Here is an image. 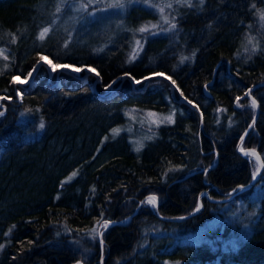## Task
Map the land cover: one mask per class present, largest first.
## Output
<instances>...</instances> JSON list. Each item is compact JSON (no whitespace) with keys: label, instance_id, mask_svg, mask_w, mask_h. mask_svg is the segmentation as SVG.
Masks as SVG:
<instances>
[{"label":"trees","instance_id":"1","mask_svg":"<svg viewBox=\"0 0 264 264\" xmlns=\"http://www.w3.org/2000/svg\"><path fill=\"white\" fill-rule=\"evenodd\" d=\"M83 1L0 0V264H264V170L242 190L260 166L239 152L264 82V0H172L165 33L140 31L160 18L145 0ZM41 57L83 71L13 82ZM157 73L173 86L125 78ZM251 93L242 147L264 160V85ZM139 110L172 120L137 150Z\"/></svg>","mask_w":264,"mask_h":264},{"label":"rangeland","instance_id":"2","mask_svg":"<svg viewBox=\"0 0 264 264\" xmlns=\"http://www.w3.org/2000/svg\"><path fill=\"white\" fill-rule=\"evenodd\" d=\"M140 1L142 0H86L80 2V8L85 9L91 6L97 7V6H105L109 4H125V3L140 2ZM144 2L147 5L151 4L155 6L157 13L160 16L158 23L145 26L149 29L148 31L165 33L168 30H170L173 21L171 19L172 18L171 13L168 10V6H171L174 2L172 0H145ZM117 8H119L121 11L125 10L124 9L125 7L118 6ZM165 20H167L168 22L165 23ZM262 21H264V19H262ZM153 25H156V27H153ZM138 85L142 86L141 84ZM149 113H154L156 115L150 116ZM163 117H167V115L154 111H140V110L137 112L132 111V113L130 114V119L128 121L126 130L131 134V140L135 143L137 149L140 148L141 145L144 143V141L149 138V134L151 133L153 127H158L163 123L169 122L167 120L161 119ZM253 158L256 159V157ZM256 161H258L259 163V160L256 159ZM258 163L257 166L259 165Z\"/></svg>","mask_w":264,"mask_h":264},{"label":"water","instance_id":"3","mask_svg":"<svg viewBox=\"0 0 264 264\" xmlns=\"http://www.w3.org/2000/svg\"><path fill=\"white\" fill-rule=\"evenodd\" d=\"M49 62H50L51 64H53V65H56L52 59L46 57V58H44V60H42V61H40V62L38 63L37 67L35 68V71H32V73H33L32 77H30L29 79H23V78H21V77H17V84H19V85H21V86H24V85H26V84H28V83H32L33 80H34V78L36 77V74H37L38 70L40 69L41 66H46V67L49 69L50 74H53L54 72H58V73L60 74L61 72H63V73L69 74V75L79 76V75L81 74V72L83 71L82 68H80V67H76V66H73V65H70V64H67V63H65V64H60V65H62V66H67V67L57 68L55 71H53L52 68L49 67ZM74 68H75V69H80V71H73L72 69H74ZM89 68H92V67H85V68H84V70H85V76H84V77L87 78V77H89L90 75L93 74V75L97 76V77H98V81H100V80H101V77H100V75H99V72H98L95 68H92V69H94V71H89V70H88ZM97 74H98V75H97ZM162 74H163V75L151 74V75L148 76V79H145V78H144L143 80L140 81V83H141V82H145L144 89H147V88L150 86V84L153 83V79L155 78V79H158V80H164V81H167V82H169V83L171 84V86H173V82H172L171 78H170L169 76L165 75L164 73H162ZM125 78L130 79L134 86L138 85V83H136L137 80H136L133 76H131L130 74L125 75ZM21 80H27V82L21 84V83H19V81H21ZM263 85H264V82H261V83H258V84H256V85H253V86L249 89V90H250V93H251L253 90H255V89H257L258 87L263 86ZM249 90L247 91V93L249 92ZM19 95H21V93H19ZM246 96H247L248 98H250L251 100L255 99V98L252 96V93H251L250 95H246ZM179 101L182 102V103H186V104L192 106L194 109H196V110L198 111V113L201 115V117H203L202 112H201V111L195 106V104L192 103L190 100H188V99H186V98H181ZM255 101H256V106H257L256 116H255V118H254L252 124L250 125L249 129L244 133V135H243V137L241 138L240 143H239V152H240L242 155H244V154L240 151V148H241V146L243 145V142L245 141V139H246L247 135L249 134V132L252 130V128L255 127L256 122H257L258 117H259V114H260V106H259V103H258V101H257L256 99H255ZM245 150H247V151H251V150H253V149H245ZM254 150L258 153V155H259V157H260V158H259V166H260V167H259L258 173H257V175L254 177L253 181H252L249 185L243 187L242 190H247V189H250V188L254 187V185L259 181V179H260V177H261V175H262V173H263V170H264V160H263V158L261 157L260 153H259L256 149H254ZM238 189H240V188L238 187L237 189H235V191H237ZM202 197H203V195H201V196H200V199H199V207H198V208H199L200 210L202 209V206H203ZM139 209H140V207H138V208L136 209L135 213L129 218V221L135 216V214L138 213ZM155 210H156V212L158 213V200H157V205L155 206ZM200 210H199V211H200ZM199 211L195 210L193 213H191V214H189V215H187V216H183V217L178 218L177 221H183V220H186V219H188V218H191L192 216L196 215ZM158 214H159V213H158ZM167 219H168V220H174V219H172V218H167ZM121 223H122V222L111 223V224H109V226L112 225V224H121ZM101 243L103 244V238H102V235H101Z\"/></svg>","mask_w":264,"mask_h":264},{"label":"snow or ice","instance_id":"4","mask_svg":"<svg viewBox=\"0 0 264 264\" xmlns=\"http://www.w3.org/2000/svg\"><path fill=\"white\" fill-rule=\"evenodd\" d=\"M200 2L203 3V0H200ZM120 6H122V5H120ZM261 18L264 19V13H262V17H261ZM167 22H168V21L165 20V23H167ZM153 27H156V25H153ZM172 28H175V24H172ZM148 30H149V29H148L147 27H144V28H141V29H140L141 32L148 31ZM47 32H48V29H45L44 32H42V33L40 34L41 39L44 38V36H45V34H46ZM137 45H139V41H137ZM0 55H3V52H2V51H0ZM134 56H135V53H133V57H134ZM4 59H7V56H5ZM43 59H44V58L41 57V60H43ZM184 59H187V57H182V60H184ZM49 67H51L52 70L55 71L57 68L67 67V66H62V65H59V64L53 65V64H51V63L49 62ZM72 70H73V71H80V69H75V68L72 69ZM88 70H89V71H94V69H92V68H89ZM33 71H35V69H33ZM97 75H98V74H97ZM157 75H163V74H162V73H157ZM28 76L30 77V76H31V73H28ZM145 79H148V77H145ZM13 82H14V83L17 82L15 78H13ZM26 82H27V80H21V81H19V83H21V84L26 83ZM136 83L139 84L140 81L137 80ZM250 94H251V93H250V90H249V92L246 93V95H250ZM237 99L239 100V98H237ZM251 105H252V107H256V101H255V99H253V100L251 101ZM0 115H3V113L0 112ZM149 115H150V116H155L156 114H154V113H149ZM161 119H163V120H167V121H171V120H172V116L170 115V116H167V117H163V118H161ZM154 122H156V121H154ZM40 127L43 128L44 125L41 124ZM118 132H119L118 129H115V130H114V133H118ZM137 150H139V149H137ZM240 151H241L245 156H253V157H256L257 160H259V158H260L259 155H258V153H257L254 149L251 150V151H247V150H245V149L241 146ZM75 175H76V172H73V173H72V177H74ZM69 179H71V177H69ZM145 203H147V204L152 205L153 207H155V206L157 205V196L154 195V194H153V195H149V196L147 197ZM196 210L199 211L200 209L197 208ZM101 226L104 227V228H107V226H108V222L105 221ZM93 232H94V233H95V232H98V229H93ZM100 235H102V233H100Z\"/></svg>","mask_w":264,"mask_h":264}]
</instances>
